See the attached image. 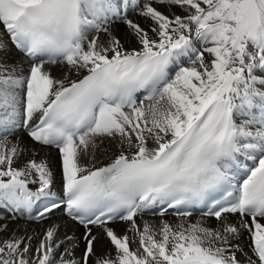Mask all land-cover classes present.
Segmentation results:
<instances>
[{"label":"snow or ice","instance_id":"obj_1","mask_svg":"<svg viewBox=\"0 0 264 264\" xmlns=\"http://www.w3.org/2000/svg\"><path fill=\"white\" fill-rule=\"evenodd\" d=\"M0 264H264V0H0Z\"/></svg>","mask_w":264,"mask_h":264},{"label":"bare ground","instance_id":"obj_2","mask_svg":"<svg viewBox=\"0 0 264 264\" xmlns=\"http://www.w3.org/2000/svg\"><path fill=\"white\" fill-rule=\"evenodd\" d=\"M161 10L163 11L164 9H161ZM54 74H55V73H54ZM23 140H24V142H25L26 144H30V143H31V142L28 140L27 137H23ZM42 157H47V159H48V161H49V163H50V165H51V167H52L53 172L56 174L57 184H59V179H60V168H59V158H58V156H57V153L55 152V150H51V149H50V150H46V151H41V152H40V155L37 157V159H40V158H42ZM56 218H58V217H56ZM196 218H198V215H197V216H194L192 219L194 220V219H196ZM144 219L149 220V222L152 223L153 226L155 227V226H158V224H159V220H160V217H158V216H146V217H144ZM167 219H168L169 221L174 220V218L171 217V216L167 217ZM15 221H16V220H15ZM19 221H21V222H19ZM19 221L14 222V223H9V222L6 220V221H4V222L7 223V225H8V230H9V231H12L13 229H17V228H19L20 231H23V228H24V227H27V228L29 229V231H31V230H33V229L39 231V229H40V227H41L39 224L30 223V224L25 225V224H24V221H22V220H19ZM138 223H142V221L138 219ZM212 223H214V221H213ZM113 227L116 228V231H117L118 233H123V232H124V229H125V225L122 224V223H117V224L113 225ZM95 231H96V230L94 229V232H95ZM82 233H83V229H82V228H80L78 231H76V235H77V236H81ZM5 235H6V234H5ZM100 244H103L105 247H107V242H106V241H101ZM100 244L97 245V249H98V250H99V248H100ZM81 247H83V245H81ZM133 247H134V245H133ZM77 255H79V251L77 252Z\"/></svg>","mask_w":264,"mask_h":264},{"label":"rangeland","instance_id":"obj_3","mask_svg":"<svg viewBox=\"0 0 264 264\" xmlns=\"http://www.w3.org/2000/svg\"><path fill=\"white\" fill-rule=\"evenodd\" d=\"M7 221L9 222V223H14V222H17V221H19V220H13V219H11V218H9V219H7ZM19 222H21V221H19Z\"/></svg>","mask_w":264,"mask_h":264}]
</instances>
